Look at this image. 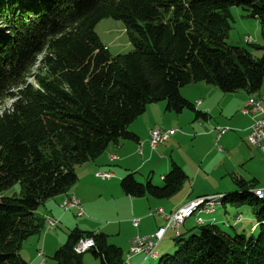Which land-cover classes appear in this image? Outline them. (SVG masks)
<instances>
[{"label":"trees","instance_id":"1","mask_svg":"<svg viewBox=\"0 0 264 264\" xmlns=\"http://www.w3.org/2000/svg\"><path fill=\"white\" fill-rule=\"evenodd\" d=\"M232 7L259 21L261 45L228 43ZM105 17L124 23L132 50L110 54L95 30ZM37 64L43 72L35 87L28 77ZM263 80L264 0H0V101L13 99L0 113V264H28L21 245L46 227L39 206L71 189L77 166L120 140L137 141L130 125L149 104L165 101L168 110L206 118L181 87L204 82L252 94ZM187 177L173 161L161 184L127 173L120 186L131 197L162 200ZM232 177L239 189L221 193V208L259 203L253 232L195 223L174 237L175 251L158 264H264V196L253 192L255 180ZM15 184L19 194L5 195ZM68 232L52 256L56 264H83L74 246L88 237V251L102 264H123V250L107 234Z\"/></svg>","mask_w":264,"mask_h":264},{"label":"rangeland","instance_id":"2","mask_svg":"<svg viewBox=\"0 0 264 264\" xmlns=\"http://www.w3.org/2000/svg\"><path fill=\"white\" fill-rule=\"evenodd\" d=\"M231 12L235 21L232 23L231 30H229L230 35L227 39L228 43L249 48L250 45L246 43L244 39L245 35L249 34L252 37L253 43L261 45L263 37L261 34L259 21L252 17H246L245 12L241 7H232ZM95 30L98 33V36H100L103 45L109 49V52L112 56L120 53H127L132 50L133 46L130 43L125 25L120 20H115L111 17H105L103 20L97 23ZM252 51L255 57H259L260 54H262V50L260 49L254 48ZM37 66L30 71V76L28 77V82L32 83L35 87H38V82L36 78H34L35 74L43 72V70L39 69V66L41 65L37 64ZM193 86H208L210 88H217L200 82L196 83V85H186L181 87L180 90L184 93L187 92L188 94L198 93V91L195 90ZM217 90L220 89L217 88ZM245 94L246 93H242L243 96H246ZM205 97H207L208 103L209 105L211 104L212 107L210 108L212 111L211 123L217 124V122L222 121L224 117H226L229 121L231 120V122H228L230 124H219V126L222 128H228L226 134H222V140L215 141V137H212L213 142L211 141V137L195 139V135H197V133L202 132L206 134L207 128H209V126L205 125L204 120L196 118L195 111L188 108L182 110L183 113H167L159 123L156 122L161 125L163 121V124L169 125L170 123L172 124V120L175 118L174 116L177 117V119L175 118L177 121L174 123L173 128L177 129L178 133H176L175 136H171V139L160 145V147H162L173 144V149H169L171 156L170 153L166 156V159L168 160L167 163L171 165V162H173L174 159V162L182 166L188 176L183 184V187L180 188V191H178L175 196L171 197L174 199H180L184 197L182 198L183 201H188V199H193L201 194L211 195L213 193L221 194L223 192H235L239 189V187L233 181V175L231 174L232 171H235L236 175L239 177L251 181L255 180L258 184L260 183L261 185H264V166L260 167L261 164L258 163L260 162L258 159H262V156L264 155L260 148L255 147V149L253 146H250L248 142L246 143L247 140L245 141L244 136L240 134L241 132L238 130L236 121L241 120L244 117V114L241 113V109L239 110V106L237 107V101L235 99H231V97L224 98L222 95L216 94L214 92H209V94H207ZM247 100L248 99L245 101ZM12 101L13 99L11 98H5L0 101V113L5 108L10 106L9 104H11ZM187 114H191V118H189ZM142 116L143 115H140L137 120L142 118ZM157 120L158 119L155 121ZM196 123H202L203 126L196 125ZM168 127L170 126L161 125L160 128L169 129ZM181 133L187 134V136H185L186 138L184 137L180 143L174 142L176 141L177 136H179ZM240 136L243 140L240 138ZM224 138L227 139L229 146L224 144ZM218 147H222L223 150H220ZM250 149L256 150V156H254V158H250ZM230 156L233 159H230L229 161ZM153 164H155V167H159V170L165 168L164 161H161L158 156H155ZM148 175H150V172L147 173L145 169L139 171L136 170L135 172V178L143 182L146 181V176ZM153 175V177L156 178V181L160 180V172L156 170ZM156 181L153 183L156 184ZM160 182L162 183V180H160ZM19 191V184H15L6 190L5 195L19 194ZM123 202L124 201L122 199H119L112 192L93 191L91 194V202L88 205L91 211V216H93L92 218H95V220H91L90 223L102 224L113 222L116 218L118 219L117 213H119L121 217H124L127 215V207L125 204H123ZM258 207H260V204L254 201L252 204H247L244 207L237 209L239 212H244L245 210V213L250 211L251 213L249 212L248 215L250 214V216H253V210H256ZM39 209H42V207L39 206ZM68 212L71 216V221H73L71 228L77 226L75 224L76 222L83 223V221H86V218L77 215L75 209H70ZM88 215L90 216V214ZM245 215L248 216L247 214ZM245 219L246 217L241 223L234 225V217L228 216V220L231 223L228 225L220 224V226L226 231L241 232L242 229H239L240 227L244 226L248 228V224H250V221ZM193 225H195L194 217L187 219L185 224L181 225L179 228L181 231H184L188 228H191ZM58 229L66 230L65 226L63 225H60ZM123 230L125 232L130 231L129 226L124 224ZM247 235H250L249 230ZM174 237L173 231L169 230L167 236H165V238H163V240H161V242L156 247V251L159 255H163L164 253H173L175 251L176 245ZM84 255H88V257L93 256L90 251L84 252L83 256ZM145 259H147L146 264H158L159 256L154 258L146 257L145 255Z\"/></svg>","mask_w":264,"mask_h":264},{"label":"crops","instance_id":"3","mask_svg":"<svg viewBox=\"0 0 264 264\" xmlns=\"http://www.w3.org/2000/svg\"><path fill=\"white\" fill-rule=\"evenodd\" d=\"M262 82L263 84H262L261 89L258 92L252 93V94L248 93L245 90H240L236 92H223L221 90H217L218 87L210 88L208 86H193L194 89L198 91V93L196 94L194 93L188 94L187 92L184 93L180 90L181 94L183 95V98H187L189 101L194 103L196 110L202 111L206 114V118L201 117L200 119L204 120L205 125L209 126V128H207L206 134L202 132L197 133V135H195L196 136L195 139H201V138L203 139L206 137H211V141L213 142L212 137H215V141L216 140L220 141L223 139V137H220L218 139V135H216L218 134L217 127L219 126V124L226 125V124H230L228 122H231V120L229 121L226 117H224V119L220 122H217V124L211 123L212 111L210 108L212 107H211V104L209 105L207 97H205L207 96V94H209V92L220 94L224 98L231 97V99H235L237 101V107L239 106L238 107L239 110L240 109L242 110V107L244 106V103L246 102L245 100L248 99L252 95V96H255L261 99L262 108H264V80ZM197 83H200V82H197ZM190 84L196 85L195 83H190ZM211 86L216 87L214 85H211ZM242 93H246L245 94L246 96H243ZM239 104H242V105H239ZM167 113H174V111L167 109V105L165 101L149 104L146 108V111L142 114L143 115L142 118L137 120L140 117L139 116L133 122V124L130 125V129L138 135V140L137 141H135L134 139L133 140H122V141L120 140L119 143L110 145L108 147V150L103 152V154H101L97 159L88 161L84 163L83 165L81 164L77 166V174H78L77 182L71 187V189L65 192L69 194H74L80 200L81 206H83L84 208V214L82 215V217L86 218V221H83V223L76 222L75 224L77 226L75 227L80 226L79 228L85 231L103 232L107 234L109 243L117 245L121 247V249L123 250V253H124L122 255L123 259L125 258V254H127L129 251V248H130L129 241H131L132 237L136 235L146 236L148 234L153 233L155 230H157L156 229L157 227L161 225L163 226L165 224V221L160 216H157L155 214L148 215L149 211L162 208L165 212H172L176 208H178L180 205L187 202V200L183 201L182 198L184 197L180 199L179 198H175V199L169 198L167 200H163V199L161 200V199L154 198L151 196H145V197L138 198V197H131L125 194L123 191H121L122 189L120 186V179L122 178V176H124L127 173H134L135 175L136 170L139 171V170L145 169L147 173L150 172V175L152 174L151 176L150 175L149 176L152 178V181L154 182L156 181V178L153 177L154 176L153 174L156 170L160 172V180H162L161 178L163 177V175L166 174L168 170L170 169V165L167 163L168 160L166 159V156L167 154L170 153L169 149L170 148L173 149V144H170V146L168 145V146L160 147V145L162 144L161 143L155 149H152L149 145V138H148L150 129L155 126L161 127L162 125V126H170L168 128H173L174 123L177 121L176 116H174L176 119L174 118L172 120V124L171 123L169 125L163 124L164 123L163 121L161 125L158 124L160 120H162L163 117ZM169 115H173V114H169ZM187 115L189 118H191V114H187ZM255 115L244 114L243 115L244 117L241 120L236 121L238 125L237 126L238 130L241 132L240 134L244 136L245 141L247 140V135H248L247 133L250 130V126L253 123L252 119H254ZM156 119H158L159 121L158 120L155 121ZM196 125L203 126L202 123H196ZM175 135H172V136H175ZM185 136H187V134L181 133L179 136H177V139L174 142L180 143V141ZM240 138L242 139L241 136ZM169 139H171V137ZM223 142L224 144L228 145L226 138H224ZM247 142L248 141H246V143ZM139 143L143 144V148L141 150L142 153H139L136 151L138 150ZM218 148L220 150H223L222 147H218ZM255 154H256V150L250 149V158H254V156H256ZM113 156H116V158H113ZM155 156L156 157L158 156L161 159V161H164L165 163L164 169L159 170L158 169L159 167H155V164H153ZM170 156H171V153H170ZM230 159H233V158L230 156L229 161ZM258 160H260V162H258L261 164L260 167H263L264 166V156H262V159L260 158ZM173 161L175 160L173 159ZM228 168H231V167H228ZM103 171L112 172L113 176L110 177L109 179L99 177L97 173L103 172ZM231 174L236 175V172L232 171ZM160 180L156 181V184H161ZM257 186L258 188L259 187L264 188V185H261L260 183L257 184ZM93 191L112 192L119 199H122L124 201L123 204H125V206L127 207V215H125L124 217H121L119 213H117L118 219L116 218L115 221L110 222V223H102V224L90 223L91 220L93 219L95 220V218H92L93 216H91V211L88 205L91 202V194L93 193ZM204 195H208V194H201L198 196L201 197ZM63 196L64 194H61L54 198H50L46 200L42 205H40L42 209H39V208L37 209V212L43 216H46V214H49L51 217L56 218V220H58V225L53 229H49L46 226L41 232H39V234L34 235L28 238L26 241H24L23 245H21L22 248L20 250V254L23 257V259L27 261L28 264H56V261L52 259V256L55 253V251L62 244L65 243L67 239V235L69 233L68 231L74 228V227L71 228L73 221H71L70 219L71 216L68 212L70 209L64 210L63 208L59 207V203ZM248 213H245V210L244 212L242 211L239 212V210L235 208H230V207L221 208L220 207L218 209V212L214 214V217H215V220L219 224H227V225L231 223L228 220V216L234 217V225L241 223L246 217L245 220L250 221V224H248L249 227L247 228L243 226L244 228L240 227L239 229H242L241 232L245 234H247L249 230V233L251 234L254 228L253 224L256 222V220H255L254 215L250 216V214L248 215ZM88 214H90V216ZM245 214H247L248 216H246ZM238 215L241 216V219L240 221L235 223V219ZM85 216H88V217H85ZM134 218L140 219V223L137 226V228L132 224V220ZM207 218H210V216H207ZM124 224H127L129 226L130 231L125 232L123 230ZM60 225L65 226L66 230L58 229ZM168 231L165 236H167ZM40 251H43L44 253V258H42L43 259L42 263L40 259L41 257L39 255ZM83 254L81 256L83 264H102L98 258L93 257V256L88 257V255L83 256ZM158 256L160 255L158 254ZM146 261L147 259H145L144 253H138V255L134 254L131 257L129 264H146Z\"/></svg>","mask_w":264,"mask_h":264},{"label":"built area","instance_id":"4","mask_svg":"<svg viewBox=\"0 0 264 264\" xmlns=\"http://www.w3.org/2000/svg\"><path fill=\"white\" fill-rule=\"evenodd\" d=\"M246 42H251L252 37L246 36ZM241 112L243 114L255 115L252 119L253 123L250 126V130L247 133V141L250 146L258 147L261 149L264 155V108H262L261 99L250 96L242 107ZM228 128H222L221 126L217 127L218 139L226 133ZM178 130L175 128L163 129L160 127H153L149 131V145L152 149H155L158 145L168 140L172 135H175ZM143 144L139 143L137 152L142 153ZM116 158V156H113ZM97 175L102 178H110L113 176L112 172L103 171L98 172ZM253 192L258 197L264 196V188H254ZM222 194H212L198 196L193 199L188 200L187 202L180 205L172 212H165L162 208L149 211L148 215H157L160 216L165 224L157 227L153 233L146 236L136 235L131 238L130 248L127 254H125L123 264H129L131 257L134 254L144 253L146 257H156L158 256L156 252L157 245L163 240L168 230H172L174 236L177 237L181 234L180 226L185 223L189 218L194 217L196 224H205L211 221H215L214 214L221 207L220 198ZM59 207L64 210L75 209L77 215L82 216L84 214V208L81 206L80 200L74 195L69 193H64ZM210 216V218H207ZM46 221V226L49 229H53L58 225V220L51 217L49 214L44 216ZM241 217H238L236 222L240 221ZM140 223L139 218H134L132 224L137 228ZM93 238H81L77 243H75L74 251L76 253H84L94 246ZM41 263L43 262L44 253L43 251L39 252Z\"/></svg>","mask_w":264,"mask_h":264},{"label":"bare ground","instance_id":"5","mask_svg":"<svg viewBox=\"0 0 264 264\" xmlns=\"http://www.w3.org/2000/svg\"><path fill=\"white\" fill-rule=\"evenodd\" d=\"M247 43V42H246ZM249 43H252V42H249ZM253 44V43H252ZM255 45V44H254Z\"/></svg>","mask_w":264,"mask_h":264}]
</instances>
